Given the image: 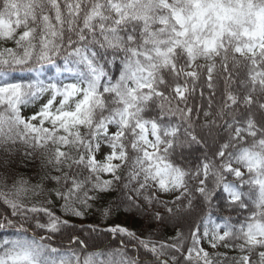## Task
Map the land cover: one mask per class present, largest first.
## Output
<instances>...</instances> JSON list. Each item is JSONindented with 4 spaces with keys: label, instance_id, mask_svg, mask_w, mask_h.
Returning <instances> with one entry per match:
<instances>
[{
    "label": "snow or ice",
    "instance_id": "1",
    "mask_svg": "<svg viewBox=\"0 0 264 264\" xmlns=\"http://www.w3.org/2000/svg\"><path fill=\"white\" fill-rule=\"evenodd\" d=\"M0 43V264H81L68 217L121 208L171 233L100 264H264V0H0Z\"/></svg>",
    "mask_w": 264,
    "mask_h": 264
},
{
    "label": "trees",
    "instance_id": "2",
    "mask_svg": "<svg viewBox=\"0 0 264 264\" xmlns=\"http://www.w3.org/2000/svg\"><path fill=\"white\" fill-rule=\"evenodd\" d=\"M11 47V44L5 45L0 43V48L2 47ZM245 75L244 70H240L239 78H243ZM238 78V79H239ZM223 89V83L221 82V90ZM199 96V92H197V98ZM33 104L23 108V113H27L30 109H32ZM181 139H184L183 137ZM198 146L193 144L191 147L185 145L184 151L193 152L194 156L200 155L199 152H196L195 149ZM43 156L41 151H37L33 156H29L27 158L24 157L23 151H21L18 155L14 157V166L19 171V173L24 176L25 179L32 178V182H35V178L37 173L41 170V166L43 163ZM214 207L212 209V218L217 222H223V219L235 220L237 218L235 213H230L224 209H217L215 207L216 201H213ZM2 211V209H0ZM198 213H194V218H198ZM69 225L66 229H62V232L65 234V238L61 240V237L58 235L56 238L57 244L67 245L69 243L66 238L67 235L75 234L76 236L84 239L88 242V248L84 251H78V255L80 257L81 264H83V260L85 257L91 255V259L95 262V264H100L101 259L107 261L109 259H116V255L113 254L109 256L110 253H113V250L119 246L120 239L128 240L127 237H119L117 236L113 239L111 233H103L100 230L104 228H108L114 225L124 226L134 232H136L137 236L141 238H147L151 235L153 240H166L169 234L171 233V228L167 229H149L147 227V221L145 218L140 216L137 213L129 212L124 208H121L119 212H113V214L107 219H103L101 217V213L98 209H93L92 212L86 214L84 219H79L75 217H68ZM90 225H94L97 229L96 232L92 231ZM187 234V229L185 230ZM2 238H11L10 236H6L4 234H0V239ZM190 242V241H189ZM134 243V242H132ZM132 243L128 244V248L126 252L129 256L138 257L142 264H152V257L150 253H146L143 248L136 251V249L132 246ZM217 253H227L229 257L238 256V251H232L225 249L223 247H218ZM99 253V255H97ZM217 253L212 257L213 260L217 261V264L223 260L222 256H218ZM178 258L180 254H176ZM181 264H185L183 259L181 258ZM195 264V261H194ZM228 264H232L231 261Z\"/></svg>",
    "mask_w": 264,
    "mask_h": 264
},
{
    "label": "rangeland",
    "instance_id": "3",
    "mask_svg": "<svg viewBox=\"0 0 264 264\" xmlns=\"http://www.w3.org/2000/svg\"><path fill=\"white\" fill-rule=\"evenodd\" d=\"M51 75H53V76L56 75V71H55V69H53ZM40 103H41V101H36V102L33 104L32 109H30L27 113H22V114H24V115H31L34 109H38ZM202 247H204L205 250H207V251L209 252L211 258H212V257L218 252V249H219V248H217V249H212V248L209 246V244H208L207 241H204V242H203Z\"/></svg>",
    "mask_w": 264,
    "mask_h": 264
}]
</instances>
